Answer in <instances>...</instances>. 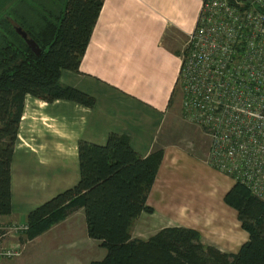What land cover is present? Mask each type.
Here are the masks:
<instances>
[{"label": "crops", "instance_id": "crops-1", "mask_svg": "<svg viewBox=\"0 0 264 264\" xmlns=\"http://www.w3.org/2000/svg\"><path fill=\"white\" fill-rule=\"evenodd\" d=\"M201 6L202 0H104L82 71L63 70L60 79L94 97L95 106L26 96L11 166L12 214L0 222H28L32 210L80 180L79 141L104 145L117 133L143 157L158 146L164 149L147 201L160 219L197 229L223 251L236 252L249 240L238 211L225 201L234 180L177 144L160 145L165 125L180 108L175 94L182 51ZM168 33L176 40L174 47L167 43ZM78 211L29 238L20 256L0 264H90L103 259L106 250L88 236L84 208ZM75 218L81 223L71 221ZM65 234H83V241L76 239L78 246L87 240L98 247L84 246L82 254L72 257L74 243L60 239Z\"/></svg>", "mask_w": 264, "mask_h": 264}, {"label": "trees", "instance_id": "trees-1", "mask_svg": "<svg viewBox=\"0 0 264 264\" xmlns=\"http://www.w3.org/2000/svg\"><path fill=\"white\" fill-rule=\"evenodd\" d=\"M103 4L104 0H19L0 16V219L12 214L11 166L26 96L95 106L94 97L60 79L63 70L82 71ZM22 6L31 10L22 13ZM16 26L36 40L40 55ZM163 156L158 146L143 157L117 133H111L104 145L80 140V180L28 214L30 239L84 208L88 236L106 250L102 260L90 264H264V200L240 183L225 196L249 232L238 252L204 245L201 233L186 227H166L149 239L133 237L134 221L153 210L147 201Z\"/></svg>", "mask_w": 264, "mask_h": 264}, {"label": "built area", "instance_id": "built-area-1", "mask_svg": "<svg viewBox=\"0 0 264 264\" xmlns=\"http://www.w3.org/2000/svg\"><path fill=\"white\" fill-rule=\"evenodd\" d=\"M181 60L182 110L210 139L207 162L264 200V0H202ZM4 235L0 262L24 250Z\"/></svg>", "mask_w": 264, "mask_h": 264}, {"label": "rangeland", "instance_id": "rangeland-1", "mask_svg": "<svg viewBox=\"0 0 264 264\" xmlns=\"http://www.w3.org/2000/svg\"><path fill=\"white\" fill-rule=\"evenodd\" d=\"M18 1L19 0H0V16L3 15L8 8L13 6L15 3H18ZM31 3L33 4L34 1H32ZM21 8L22 9L20 10V12H22V13H23V10L24 11L27 10L25 8V6H22ZM29 10H31V9H28L27 11H29ZM174 34L175 33H173V35ZM166 39H167V43L171 47L175 46L176 40L172 39L171 33H168V35L166 36ZM180 95H181V91H180V86H179V87H177V92L175 94V103L176 102L179 104L181 103ZM166 143L177 144V145L185 148L189 152H191L197 156L202 157L206 161L209 158L210 146H211L210 139L207 137V135L203 132V130L200 127L196 126L195 124H193L189 120H187V118L185 117V114L183 113V111L181 109V104H180V108L176 109V112L174 113V117L170 118L169 122L165 125L163 135L161 137L160 145L162 146ZM227 206H229V208L235 210V208L228 203H227ZM150 207L153 209L152 212H145L142 217L140 216L138 219H136L134 221L133 226H132L133 237L142 238V239H149L151 236L155 235L157 232H159L160 230H162L166 227H186V226H183L178 221H174V220H170V219H166V218L160 219L157 216L158 212L156 211V208L153 206H150ZM76 211H78V210H76ZM79 214H80V212L78 211L77 215L80 216ZM71 221L72 222L76 221V223H78V224L81 223V222H79L78 218H75ZM7 222L8 221H6V222L1 221L0 222V227H1L0 231H2L3 234H5L2 241L7 242L8 240L9 241L10 240H17V238H19L23 243H25L30 238L29 233H28V229L22 230V232L16 231L14 229H9L8 228L9 225L11 226L13 222L12 223H10V222L7 223ZM186 228H190V227H186ZM191 229H194V228H191ZM243 229H244L243 230L244 232L247 231L244 227H243ZM76 230L79 231V226H78V228H76ZM195 230H197V229H195ZM70 235L65 234L60 239L65 240V243H69L68 240H70V243H74L73 245H71L72 248L70 251V255H72V257H76L77 255L82 254L83 253L82 249L84 248V246H85V249H87V250L89 248L94 249V248L98 247L97 244H94V246H93V244H91L92 242L90 243L87 240L85 241L86 244L84 242H81L82 246L81 245L78 246L77 245L78 242H76V239L78 238V239H81L83 241L84 235L78 234V235H75V237H69ZM49 237L50 236H46V239H48ZM71 238L74 239L75 241H72ZM87 239H88V236H87ZM201 241L204 245L212 246L221 252L234 253V252H229V251H223L218 246H216L215 244L208 243L207 239L204 238L202 234H201ZM241 247H242V245L240 247L236 248L235 251L238 252L241 249Z\"/></svg>", "mask_w": 264, "mask_h": 264}, {"label": "water", "instance_id": "water-1", "mask_svg": "<svg viewBox=\"0 0 264 264\" xmlns=\"http://www.w3.org/2000/svg\"><path fill=\"white\" fill-rule=\"evenodd\" d=\"M243 1H247V0H243ZM16 30L22 36V38L26 41L28 46L33 50V52L36 53L37 55H40L42 52V48L39 46L36 40L31 38L29 34L27 33V31H25L22 27L16 26Z\"/></svg>", "mask_w": 264, "mask_h": 264}]
</instances>
